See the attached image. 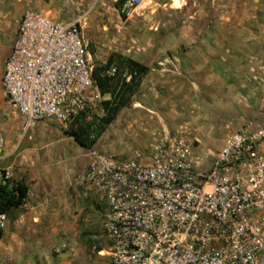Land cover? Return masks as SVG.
I'll list each match as a JSON object with an SVG mask.
<instances>
[{
    "label": "built area",
    "instance_id": "1",
    "mask_svg": "<svg viewBox=\"0 0 264 264\" xmlns=\"http://www.w3.org/2000/svg\"><path fill=\"white\" fill-rule=\"evenodd\" d=\"M143 2L123 0L119 11L128 16ZM86 15L60 22L22 11L0 88L23 132L39 122L104 115L81 37ZM114 73L112 66L105 72ZM88 157L76 182L105 201V264H264V123L246 121L203 157L179 133L158 135L130 157L103 150ZM15 184L0 165V202ZM7 214L0 210V236Z\"/></svg>",
    "mask_w": 264,
    "mask_h": 264
},
{
    "label": "rangeland",
    "instance_id": "2",
    "mask_svg": "<svg viewBox=\"0 0 264 264\" xmlns=\"http://www.w3.org/2000/svg\"><path fill=\"white\" fill-rule=\"evenodd\" d=\"M114 3L105 0L104 6L99 5L96 11H66L75 19L87 12L80 31L92 67L103 65L114 55L136 60L147 67H156L159 62L172 67V57L180 56L184 60H179L178 64L183 67L187 65L186 48L181 42L204 37V25L209 16H204L203 11L221 8L241 11L245 4L244 0H144L124 16L119 11L121 5L115 8ZM1 8L5 6L2 4ZM59 12L64 19L68 18L64 11ZM21 13L22 10L0 11V74ZM147 72L148 68L145 74ZM145 74L89 149L78 148L72 138L70 144L65 142L70 137L64 132L72 122L66 125L55 121L39 122L23 132L21 118L6 103L0 88V136L4 141L0 155L11 148L13 151L20 144V148L8 157V164L13 159H33L37 171H43L45 165L46 171L52 173L50 176H58L57 183L44 184L57 192L54 199L42 201L43 209L35 211L32 217L23 205L8 212V223L0 236V264H105L108 241L101 229L105 201L78 185L76 176L88 163L91 150L108 151L121 158L146 151L154 138L147 134L150 123L143 118L145 112H137L138 106L132 108L135 102L146 101L141 98L143 92L139 88ZM82 116L84 123L93 128L102 117L98 113ZM180 122L186 124L180 134L191 143L194 156L203 157L210 149L217 151L212 141L214 136H201V132L189 125V119L183 118ZM216 134L217 140H221L223 136L218 134L222 133ZM74 143L77 146L72 148ZM5 162L0 165L5 166Z\"/></svg>",
    "mask_w": 264,
    "mask_h": 264
},
{
    "label": "crops",
    "instance_id": "3",
    "mask_svg": "<svg viewBox=\"0 0 264 264\" xmlns=\"http://www.w3.org/2000/svg\"><path fill=\"white\" fill-rule=\"evenodd\" d=\"M104 1L0 0V11L29 8L49 20L68 22L75 18L66 11H96L99 5L104 6ZM244 3L241 11L226 8L203 11L204 16H209L204 25V37L181 42L186 48L187 65L181 67L178 62L184 59L176 56L170 61L172 67L165 66L164 62L157 63L156 67L145 66L148 72L140 80L139 88L143 92L141 98L146 101L135 102L132 108L138 106L137 112H145L143 118L150 123L147 134L154 138L163 133L180 134L186 125L180 121L186 118L204 138L214 136L212 141L218 150L227 135L246 121L264 123V0H244ZM2 4L5 9L1 8ZM59 11H64L68 18L61 17ZM189 29L192 30L191 26ZM108 99V94L103 95V101ZM218 131L222 133L218 134L223 136L221 140H217ZM69 140L71 138L65 142ZM75 145H71L72 148ZM19 148L20 144L0 155V162H7ZM214 152L215 149H210L206 154ZM6 162L5 167H14L11 172L15 183L27 187L22 205L32 217L35 211L43 209L45 201L54 199L57 192L44 184L57 183L58 176H50L52 173L46 171L45 165L43 171H37L33 159Z\"/></svg>",
    "mask_w": 264,
    "mask_h": 264
},
{
    "label": "trees",
    "instance_id": "4",
    "mask_svg": "<svg viewBox=\"0 0 264 264\" xmlns=\"http://www.w3.org/2000/svg\"><path fill=\"white\" fill-rule=\"evenodd\" d=\"M122 1H116L114 7L118 8ZM111 66L115 68V73L112 77L106 76L105 72ZM146 71L145 66L118 55L109 57L103 65L93 66L91 77L95 86L101 95H109V99L101 103L104 115L98 119L99 124L96 128L84 123L82 114L78 115L64 133L72 138L78 146L84 149L91 148L100 133L114 120L128 95L136 88L138 79ZM126 78H128L127 81ZM13 192L15 193L5 192L2 194L1 211L8 213L11 209L21 206L27 195V187L16 183Z\"/></svg>",
    "mask_w": 264,
    "mask_h": 264
}]
</instances>
